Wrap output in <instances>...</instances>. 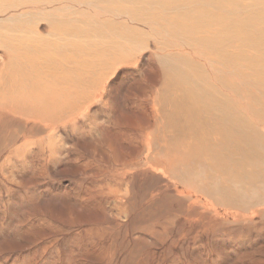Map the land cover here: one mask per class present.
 <instances>
[{
    "label": "rangeland",
    "instance_id": "1",
    "mask_svg": "<svg viewBox=\"0 0 264 264\" xmlns=\"http://www.w3.org/2000/svg\"><path fill=\"white\" fill-rule=\"evenodd\" d=\"M45 1L0 0V89L19 69L47 66L12 64L20 38L31 39L29 52L41 58L85 57L99 45L88 36L100 33L117 51L124 41L137 50L61 118L48 122L0 105V264H264V204L239 213L188 199L157 163L162 125L173 117L162 63L195 65L191 59L179 63L176 53L162 52L149 19L150 26L125 13L105 21L46 15ZM121 4L138 16L145 8L110 2ZM58 19L76 34L50 33ZM54 44L58 50L46 49Z\"/></svg>",
    "mask_w": 264,
    "mask_h": 264
},
{
    "label": "bare ground",
    "instance_id": "2",
    "mask_svg": "<svg viewBox=\"0 0 264 264\" xmlns=\"http://www.w3.org/2000/svg\"><path fill=\"white\" fill-rule=\"evenodd\" d=\"M111 1L49 0L40 9L46 15L72 16V12L97 21L125 13L150 26L149 19L148 30L161 39L162 52L176 53L172 60L179 63L189 57L195 64L162 63L173 117L162 122L163 148L157 152L161 159L157 163L181 185L188 199L202 198L214 208L239 213L264 204V0H131L145 4L141 16L126 4L111 7ZM47 6L52 7L46 10ZM150 8H155L152 13ZM51 26L49 32L59 36L76 34L59 19ZM88 37L92 45H99L88 48L85 57L71 51L43 58L36 50L29 52L31 39L20 38V48L10 52L12 64L35 66L41 60L47 66L35 72L28 66L19 69V75L0 89V105L48 122L79 109L110 67L133 58L137 50L124 41L122 51H117L109 38L103 42L102 33ZM68 39L69 47L78 53V45ZM50 48L58 50L55 44L46 49ZM83 50L84 46L79 51Z\"/></svg>",
    "mask_w": 264,
    "mask_h": 264
}]
</instances>
